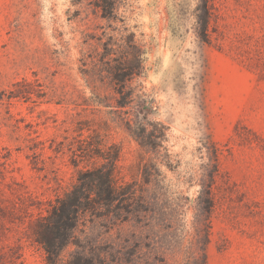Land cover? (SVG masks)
Masks as SVG:
<instances>
[{
    "label": "rangeland",
    "instance_id": "374dc122",
    "mask_svg": "<svg viewBox=\"0 0 264 264\" xmlns=\"http://www.w3.org/2000/svg\"><path fill=\"white\" fill-rule=\"evenodd\" d=\"M91 1L0 0V264H264V0Z\"/></svg>",
    "mask_w": 264,
    "mask_h": 264
},
{
    "label": "trees",
    "instance_id": "16d2710c",
    "mask_svg": "<svg viewBox=\"0 0 264 264\" xmlns=\"http://www.w3.org/2000/svg\"><path fill=\"white\" fill-rule=\"evenodd\" d=\"M91 3L97 10L100 11V13L103 16H111L114 12V0H92ZM201 21H204V27L207 26V21H205V19L203 20V18H201ZM114 78L118 80L119 84L121 85L120 77H116L115 75ZM96 175H97V184H96L97 198L101 202H107L112 199L115 193V188L113 187L109 179L108 173L98 172L96 173ZM44 234L45 233H42L41 237H38L37 240L39 243H41L44 246V249L48 253L49 264H55V259L52 254L53 252L50 253L51 251L49 247L46 245Z\"/></svg>",
    "mask_w": 264,
    "mask_h": 264
}]
</instances>
